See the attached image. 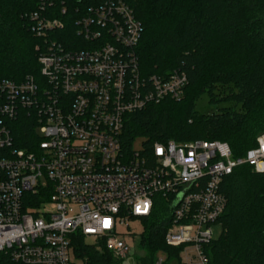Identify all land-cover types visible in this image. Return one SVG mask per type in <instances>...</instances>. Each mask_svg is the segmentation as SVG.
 <instances>
[{
    "label": "built area",
    "instance_id": "obj_1",
    "mask_svg": "<svg viewBox=\"0 0 264 264\" xmlns=\"http://www.w3.org/2000/svg\"><path fill=\"white\" fill-rule=\"evenodd\" d=\"M57 1H38L30 16L37 35L63 28L70 17L85 42L46 43L41 81L0 79V253L7 264H84L71 246L79 233L125 260L130 248L119 227L148 216L163 199L172 208L165 244L184 264H208L202 245L227 205L221 181L242 165L264 173V132L242 156L224 141L202 139L123 150L126 115L181 99L187 76L140 74L144 26L123 0H83L73 17L68 0ZM26 116L34 138L18 147L11 123ZM46 202L52 209L39 210ZM157 252L152 264H165L168 252Z\"/></svg>",
    "mask_w": 264,
    "mask_h": 264
},
{
    "label": "trees",
    "instance_id": "obj_2",
    "mask_svg": "<svg viewBox=\"0 0 264 264\" xmlns=\"http://www.w3.org/2000/svg\"><path fill=\"white\" fill-rule=\"evenodd\" d=\"M38 1L0 0V79L19 82L33 76L41 81L38 57L46 43L73 47L85 42L70 17L63 28L37 35L30 16ZM123 1L144 26L136 47L140 74L167 76L176 70L187 76L181 99L166 98L126 115L123 150H130L137 138L145 152L157 141L202 139L224 141L235 156L244 155L264 132V0ZM67 2L71 17L72 7L84 3ZM202 93L214 106L204 113L194 109ZM11 128L18 147L34 138L27 116L14 119ZM220 189L227 205L218 220L219 238L202 245L208 264H264V173L249 165L236 167L223 177ZM171 209L158 199L148 216L136 218L144 226V264H152L158 250L168 252L165 264H184L164 241ZM71 246L84 264L123 261L102 241L87 242L79 233L72 235ZM0 264H7L3 253Z\"/></svg>",
    "mask_w": 264,
    "mask_h": 264
},
{
    "label": "rangeland",
    "instance_id": "obj_3",
    "mask_svg": "<svg viewBox=\"0 0 264 264\" xmlns=\"http://www.w3.org/2000/svg\"><path fill=\"white\" fill-rule=\"evenodd\" d=\"M213 108H214L213 105L208 104V97L206 93H202L194 103V109L199 112H203V113L208 112ZM140 144H141V140L137 138L133 142V147L135 149H138L140 148ZM51 209H52V205L49 202L43 203L39 208V210L41 211L51 210ZM221 230H222L221 223L217 222L213 224L212 226L213 239L219 238ZM119 231L121 234L125 235L124 239L128 247L130 248L127 257L125 260L122 261V264H144L143 260L141 259L142 258L141 254H143L144 252L143 253L141 252L142 249L140 251L142 235L144 232L143 224L137 219L131 220L129 221V228H126L125 226H120ZM86 241L94 244L96 243V241H94V238H87ZM160 256H162L160 252H155L153 255L154 258Z\"/></svg>",
    "mask_w": 264,
    "mask_h": 264
}]
</instances>
